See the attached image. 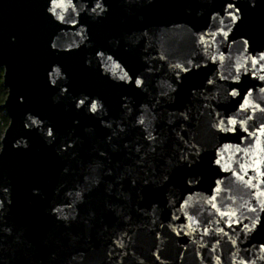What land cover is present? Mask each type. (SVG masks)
<instances>
[{
  "label": "water",
  "instance_id": "95a60500",
  "mask_svg": "<svg viewBox=\"0 0 264 264\" xmlns=\"http://www.w3.org/2000/svg\"><path fill=\"white\" fill-rule=\"evenodd\" d=\"M0 66V264H264V0H0Z\"/></svg>",
  "mask_w": 264,
  "mask_h": 264
},
{
  "label": "trees",
  "instance_id": "16d2710c",
  "mask_svg": "<svg viewBox=\"0 0 264 264\" xmlns=\"http://www.w3.org/2000/svg\"><path fill=\"white\" fill-rule=\"evenodd\" d=\"M3 74L4 68L0 66V147L2 135L9 124V116L2 106L7 96V88L4 86Z\"/></svg>",
  "mask_w": 264,
  "mask_h": 264
},
{
  "label": "snow or ice",
  "instance_id": "6c2138e0",
  "mask_svg": "<svg viewBox=\"0 0 264 264\" xmlns=\"http://www.w3.org/2000/svg\"><path fill=\"white\" fill-rule=\"evenodd\" d=\"M93 109H95V105H93Z\"/></svg>",
  "mask_w": 264,
  "mask_h": 264
}]
</instances>
